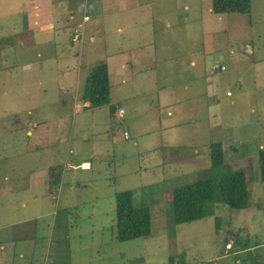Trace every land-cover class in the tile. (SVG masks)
Returning <instances> with one entry per match:
<instances>
[{
    "label": "rangeland",
    "instance_id": "374dc122",
    "mask_svg": "<svg viewBox=\"0 0 264 264\" xmlns=\"http://www.w3.org/2000/svg\"><path fill=\"white\" fill-rule=\"evenodd\" d=\"M6 8L0 5V42L10 45L0 51V79H10L8 84L0 83V195L5 200H19L15 196L19 195L23 200L0 203V212L5 213L8 206L14 212L12 217L2 214L0 229L28 217V223L20 225L26 231L18 227L24 232L22 238L27 235L19 240V246L28 247L26 261L35 258L34 264H44L46 256H42L47 254L52 264H171V260L177 264H236L223 243L229 232L231 246L236 238L241 244L250 242L242 256L244 264H264V183L258 159L259 150L264 148V0H253L250 14H229L231 17L214 15L212 0H154L148 14L161 20L149 25V15L145 14L144 24L128 18L120 23L92 21L84 24L83 43L76 46L68 37L70 30L83 31L80 12L75 26L56 24L61 29L60 38L67 40L60 39L53 53L41 39L37 46L27 48L28 39L18 36L17 42L13 31L18 28L11 24L16 17H8ZM210 35L215 42V53L210 55L214 64L210 66L206 59L197 74L212 79L217 95L199 98L196 113L194 107L184 106L175 112L166 107L162 94L149 89L153 84L149 77L146 81L144 73L138 74L154 65L162 81L180 84L183 71L175 61L155 63L144 55L137 63L134 53L124 50L129 71L125 79L118 68L119 38H165L171 40V52L175 53L174 47L181 53L192 48L204 55L203 42L210 40ZM91 37L96 38L94 42ZM247 44L255 52L250 58L244 55ZM101 62L111 66V103L77 113L74 101H81L92 67ZM215 65L225 66L226 71L212 70ZM169 71L178 74L166 77ZM69 75L74 78L64 83L62 77ZM62 85L71 91L67 98L60 97ZM197 85L206 88L205 80ZM215 104L214 124L210 107ZM30 109H34L33 116L26 112ZM120 109L124 115L117 118L114 113ZM43 119L50 121L48 133V126H43L33 139L28 137L26 122L38 124ZM49 121L45 120V125ZM173 121L178 126L176 133L160 138V130L168 129ZM58 125L66 139L61 136L56 144L52 133ZM217 125L220 130L213 131ZM145 128L153 133L141 134ZM125 133L129 139L124 138ZM173 138H177L176 147L166 142ZM37 141H42L44 149L36 150ZM217 142L225 149L226 163L221 168H213L210 159V145ZM85 162L90 163L89 169L83 166ZM52 168L60 173L54 174L59 175L55 189L30 187L32 172L42 170V179H48L47 171ZM238 170L247 172L251 192L248 209L236 211L217 202L215 216L175 224L172 197L176 189L198 180H214L218 185L224 173ZM128 191L137 207L150 208L152 233L148 238L119 242L115 196ZM52 193L50 199L48 194ZM35 194L43 196V201L33 202ZM16 205L18 211L14 210ZM217 215L222 221L219 234L215 231ZM256 242L262 245L254 247Z\"/></svg>",
    "mask_w": 264,
    "mask_h": 264
},
{
    "label": "crops",
    "instance_id": "0c3cea01",
    "mask_svg": "<svg viewBox=\"0 0 264 264\" xmlns=\"http://www.w3.org/2000/svg\"><path fill=\"white\" fill-rule=\"evenodd\" d=\"M14 2H16L17 4H10V6L4 4L6 3V1L4 3L0 2V5L3 4V8H6L7 11V15L8 17H16L14 22H11L12 24V28H18V29H14L13 31V36L15 37L14 39L19 42V40L17 38L21 37V38H26L29 41L26 43V48L28 46L31 45H36L38 43V39L43 40L45 43H47L50 47L49 52L53 53L54 48H57V44L58 41L60 39H65V41L67 40V38H60V28H58L56 26V24L58 26H65L66 27H71V26H75L76 24H78V22H75L79 17L78 14L81 12V14L83 13L82 16V22H80L79 27H83V38L85 36L84 31L86 29H84V24L86 23H91L92 21L95 22H99L101 23L103 20H115L116 23H120L121 21H124L125 19H134L136 21L139 22V24H144L147 17L149 15V18L147 20L148 24H152L154 23L156 20H161L160 17L158 16H154V14H148L150 13L149 10L151 9L152 6V0L150 3V0H12ZM11 3V2H10ZM150 3V4H149ZM158 6V5H157ZM212 11V10H211ZM146 14V15H145ZM143 15L144 19H139V16ZM215 15V14H214ZM65 16V18H64ZM218 17H231L228 15H216ZM85 17H89L88 21H85L84 18ZM126 17V18H125ZM64 18V20H63ZM118 19V21H117ZM230 20V18H228ZM63 20V21H62ZM149 24V25H150ZM18 25V26H17ZM10 29H6L7 30H11ZM5 31H2L1 34L2 38L6 37L4 36ZM53 31V32H50ZM75 30H70L69 33V42L71 44V36L74 33ZM119 31H121V29H119ZM33 33H37L35 35H32ZM19 36V37H18ZM208 36H206L205 38H207ZM208 38H210V40H206L203 42V46L202 49L205 48V53L203 55V53L201 52L202 50H195L194 52L191 51L192 48H190V50H186L184 51V53H181L178 51V47H174L175 49V53L171 52L169 50V46L171 45V40H165V38H119L118 44L119 46L117 47V57L119 58V70L121 72H123V76L124 79L127 76L128 71V63H127V59L123 56L125 53H127V51H131L133 52V56L135 58V61L137 63H139L140 61V57H143L144 55L149 56V58L151 59L150 61L152 62H160L159 60L162 59H169L172 63L175 61L176 65L178 64V66L182 69L181 71H183V73L181 74L182 76H180V84L175 83H167V79H162L158 76V74L161 73H157L156 66H151V68H147L143 70H141L140 72H138V74H143L144 73V77L146 78V81L148 80L149 77V81H152L153 84L149 85V89H152L155 92H157V94L161 95L162 94V98H163V104L170 108H173L174 112L178 111V109L180 108H184V106L189 107L190 109L192 107L196 108L195 113L198 111L199 107L197 105V100L201 97H203L204 95L207 96L208 99H210V97L214 98L216 97V93H215V88L212 82L211 78H203L202 74H197V71H199L200 69L203 68L202 63H205V60L207 59L208 63L211 65H213L214 63L212 62V58L210 57V55L215 53V42L213 40V36L210 35ZM207 38V39H208ZM20 39V38H19ZM96 38L91 37L90 41L94 42ZM158 39V40H157ZM14 40V41H15ZM84 40V39H83ZM167 41V42H165ZM129 44V47L125 44ZM166 43V44H165ZM21 46H23L25 48V44L23 43H19ZM73 45V44H71ZM10 45L7 43L2 44V42H0V51L5 50L6 48H9ZM25 48V49H26ZM245 51H244V55L247 57H252L255 52H254V48H250V46H248V44L245 46ZM124 50H127L126 52ZM191 52H193V55L191 54ZM181 53V54H180ZM202 53V54H201ZM39 58H41V54L38 53L37 55ZM160 58V59H158ZM255 62V60H254ZM253 62V64H254ZM170 63V64H172ZM252 64V65H253ZM109 67H111L109 65ZM108 67V69H109ZM75 69H79L77 66H75ZM149 69V70H148ZM177 71L179 69H176ZM213 70V68H212ZM224 72V71H223ZM174 74H178V72H174L172 73V71H169V74L166 75V77L169 76H173ZM162 75V74H161ZM109 77H110V73H109ZM71 80L74 78L73 76L71 77L70 75L67 77H62V81H64V83H67L69 80ZM179 78V77H178ZM177 78V80H178ZM29 80V78H27ZM154 79V80H153ZM10 80V79H7ZM6 79H0V83H6L8 84V82ZM205 80L206 82V88L205 90H203L201 88V85H197L198 82H201ZM60 83L61 80L59 79ZM125 80H123L124 82ZM4 85V84H3ZM110 85H111V92H112V84H111V78H110ZM64 87L59 88V94L60 97H69L68 94H71L70 90L66 89V85H62ZM7 89V88H6ZM229 95L232 94V92H228ZM126 99V98H125ZM130 99V98H127ZM126 99V100H127ZM70 101V100H69ZM82 101V104L80 103ZM81 101L77 100L76 102L74 101V109L76 107V112H81V111H85V110H89V111H95V110H90L88 109L89 103L83 101L81 99ZM159 104L160 101H159ZM162 105V104H161ZM216 106L212 105L210 107V111L212 113V122L215 124L216 120H214L213 118L215 117L214 115V107L215 109L217 108V104H215ZM122 110V109H120ZM27 114L29 116H33L34 113V109H30L26 111ZM119 112V111H118ZM194 113V114H195ZM115 116L118 118V113H114ZM67 115V114H66ZM66 115H62L63 119H65ZM136 115H139L136 113ZM140 116V115H139ZM168 116L171 117L172 120L175 119V115L172 111L168 112ZM45 120L49 121L47 119H43L40 120L38 124L35 123H31V121L26 122L27 124H29L27 126V131L26 134L28 137L30 138H34V136H36L37 133V129H42L43 126H45V128L48 126V129L46 130V134L48 133L49 130V126H50V121H49V125H45ZM65 122V120L62 121V124ZM187 122H184V124H186ZM194 123L197 124L198 120H194ZM175 121H173L171 123V125L168 126V129H162L160 130L159 136L162 139H167V135H172L176 133L177 130V125H175ZM213 124V126H214ZM57 131L54 132V134L52 133V135H55L56 137V144L58 143L59 139L61 138V136H63L65 139V135H61L60 132V127L59 125L56 127ZM144 128V127H143ZM216 131L220 130V126H216ZM145 131H143L141 134L145 135V136H150L149 134L153 133L151 128L148 129H144ZM45 131V130H44ZM139 134V136L141 135ZM155 136V134H154ZM142 137V136H141ZM125 138V136H124ZM140 138V137H139ZM39 139V138H38ZM126 139V138H125ZM129 139V138H128ZM177 138H173V140L171 141H166L168 143L171 142V145L174 144V146H178L177 143ZM36 144L38 145L36 147V150L39 149H44V144L42 143V141H37ZM40 145V146H39ZM88 165V168L85 169H89L90 168V163L89 162H85L83 164V166ZM55 168H52L50 170L47 171V176L48 179H42V170L39 172H32L31 176H32V180L30 182L32 188H46V187H52V179L54 177V172L55 170H53ZM56 172H58L56 170ZM51 173V176L50 174ZM44 185V186H43ZM41 188V189H42ZM27 189V188H26ZM55 189V187L53 188ZM56 191V190H55ZM27 191H24V193H26ZM53 192V191H51ZM54 193V192H53ZM52 194H48V197L50 199H52L54 197V195ZM56 193V192H55ZM12 194H14V192H12ZM15 195V194H14ZM42 195V194H41ZM19 200L17 199H9L7 198L6 200L4 199L5 197H3V195H0V203H9V202H13V203H20L22 202L23 199H21V197L19 195H15ZM53 196V197H52ZM32 197V196H31ZM33 202H37L38 200H42L43 201V196H38L35 194V196L33 195V198L31 199ZM18 205H16L15 207V211H18L17 208ZM10 206H8L9 208ZM23 208L26 207V204L23 203L22 205ZM7 208V217H12L14 212H10ZM9 211V212H8ZM6 212H0V218H4V215L6 214ZM28 212V211H27ZM30 214L33 213V211L28 212ZM4 214V215H2ZM34 215H32L33 217ZM19 217V216H18ZM31 217V218H32ZM20 218V217H19ZM28 217L25 218V220H21L18 222H15L12 224V222H8L7 225H5V227L3 229H0V264H34V262L36 261L35 258H33L32 260L26 261V258L28 256V251L27 248L28 247H21L20 245V241L22 239L27 238L22 236L24 235V232L21 231V229H19L18 227H20V225H25L28 223L27 221ZM23 228L25 231L27 228L25 227H20ZM19 238V239H18ZM22 238V239H21ZM231 244V243H230ZM227 246V249L230 250L232 249L231 245ZM10 246L16 247L17 249H19V251H15L13 252V249L10 248ZM12 249V251H11ZM248 251V250H246ZM246 251H239V252H233L228 256L235 257V262L236 264H244V261H246L244 257L246 254ZM45 254V253H44ZM47 257V254L42 256V259L44 257ZM45 257V263L44 264H52L48 262V259ZM225 258V257H224ZM223 258V259H224ZM36 264H43V263H39L38 261L36 262Z\"/></svg>",
    "mask_w": 264,
    "mask_h": 264
},
{
    "label": "trees",
    "instance_id": "16d2710c",
    "mask_svg": "<svg viewBox=\"0 0 264 264\" xmlns=\"http://www.w3.org/2000/svg\"><path fill=\"white\" fill-rule=\"evenodd\" d=\"M252 3L253 0H212V12L215 15L250 14L252 11ZM71 44L73 43L71 42ZM110 96L111 85L108 65L105 62H101L92 67L86 80L82 100L89 103L88 109L97 110L110 105ZM112 112H115V108H112ZM210 159L213 168H221L226 163L223 143L217 142L210 145ZM258 159L260 177L264 183V148L259 150ZM54 173L60 174L56 171ZM57 177L59 175L54 176L52 179V188L58 185L59 179H56ZM247 177L245 170L230 171L221 176L218 185L215 184L214 180H198L192 184L176 189L172 197L175 224L183 225L215 216L217 202L236 211L248 209L251 206V192L248 189L249 181ZM115 203L117 223L116 238L119 242H128L151 236L152 214L149 207H137L134 204L133 193L131 191L117 193ZM217 216L215 217V231L216 234H219L222 221ZM225 235L226 237L223 238V243L227 250V246L233 239L230 238L229 232L225 233ZM261 245H259V242H256L254 247ZM249 248V241L241 244L240 240L236 238L232 249L227 251L233 253L234 251H246ZM171 264L177 263L171 260ZM179 264L185 263L181 262Z\"/></svg>",
    "mask_w": 264,
    "mask_h": 264
},
{
    "label": "built area",
    "instance_id": "2783aa9c",
    "mask_svg": "<svg viewBox=\"0 0 264 264\" xmlns=\"http://www.w3.org/2000/svg\"><path fill=\"white\" fill-rule=\"evenodd\" d=\"M84 20L85 21H88L89 20V17H85L84 18ZM83 32L82 33H78V31H76L73 35H72V38H71V40H72V43L74 44V45H80V44H82L83 43ZM214 70H222V71H226V67L225 66H220V65H215L214 66V68H213ZM123 115H124V110H119V112H118V118H122L123 117ZM125 138L126 139H128L129 138V136H128V134L127 133H125ZM202 264H205V263H202Z\"/></svg>",
    "mask_w": 264,
    "mask_h": 264
},
{
    "label": "clouds",
    "instance_id": "9594fccd",
    "mask_svg": "<svg viewBox=\"0 0 264 264\" xmlns=\"http://www.w3.org/2000/svg\"><path fill=\"white\" fill-rule=\"evenodd\" d=\"M76 31H78V30H76ZM76 31H74V33H75ZM82 32H83V31H82ZM74 33H73V34H74ZM73 34H72V35H73ZM71 38H72V36H71ZM71 42H72V40H71Z\"/></svg>",
    "mask_w": 264,
    "mask_h": 264
}]
</instances>
